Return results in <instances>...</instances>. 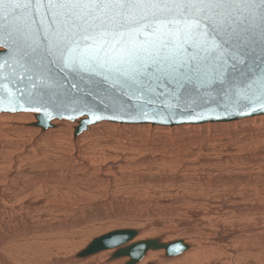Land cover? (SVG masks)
Returning <instances> with one entry per match:
<instances>
[{"label":"bare ground","instance_id":"6f19581e","mask_svg":"<svg viewBox=\"0 0 264 264\" xmlns=\"http://www.w3.org/2000/svg\"><path fill=\"white\" fill-rule=\"evenodd\" d=\"M79 120L43 128L33 112H0V264L264 260V112L164 126L100 121L81 131ZM120 195L137 199L118 210L137 235L79 256L114 222H104L108 211L127 205ZM179 230L191 233L178 237L189 245L181 253L114 254L140 240H176L163 235Z\"/></svg>","mask_w":264,"mask_h":264},{"label":"snow or ice","instance_id":"6c2138e0","mask_svg":"<svg viewBox=\"0 0 264 264\" xmlns=\"http://www.w3.org/2000/svg\"><path fill=\"white\" fill-rule=\"evenodd\" d=\"M163 25V38L147 39ZM6 26L21 35L26 63L106 70L130 99L145 78H187L194 67L212 82L239 76L237 97L264 108V0H0Z\"/></svg>","mask_w":264,"mask_h":264},{"label":"water","instance_id":"95a60500","mask_svg":"<svg viewBox=\"0 0 264 264\" xmlns=\"http://www.w3.org/2000/svg\"><path fill=\"white\" fill-rule=\"evenodd\" d=\"M169 30L168 25H163L158 33L147 39L157 42ZM21 39L20 34L7 26L0 28V112H33L37 125L43 128L50 126L54 119H80L76 129L81 131L88 124L100 121L178 125L229 121L264 112L259 105L237 97L242 83L239 76L215 78L212 82L211 73L206 79L193 67L192 70L185 69L187 78H145L137 85L142 95L137 91L136 97L130 99L131 90L116 83L106 70L61 72L55 64L49 65L47 59L41 68L39 58L36 64L26 63L19 46ZM256 55H260L259 50ZM250 67L255 70L254 65L250 64ZM237 68L243 69L244 65L238 63ZM228 71L232 73L231 68ZM137 233L134 228L112 230L94 238L78 255L125 245ZM188 247L181 239L163 243L160 238H151L119 248L114 254H129L133 260H138L148 249L164 248L171 256Z\"/></svg>","mask_w":264,"mask_h":264},{"label":"rangeland","instance_id":"374dc122","mask_svg":"<svg viewBox=\"0 0 264 264\" xmlns=\"http://www.w3.org/2000/svg\"><path fill=\"white\" fill-rule=\"evenodd\" d=\"M154 125V124H153ZM164 126V125H163ZM122 198V199H121ZM125 198V199H124ZM127 199V200H126ZM131 199V200H130ZM133 199V200H132ZM134 199H136V197L135 196H130V197H125L124 195H123V197H122V195H120L119 197H118V199H117V197H116V200H118L116 203H119L120 201L122 202L123 200L127 203V205H122V206H117V205H114L113 207H112V209L111 210H109L108 211V213H113L112 215H110L111 216V218H110V220H109V218H107L106 220H104V222L106 221V222H112V221H114V222H112V223H110V224H104V225H101V232L99 231V233L98 234H95V235H93L92 237H91V240L93 239V238H95V237H97V236H100L101 234H104V233H107V232H109V231H111V230H115V229H120V228H130V227H136V222L134 221V220H132V219H125V221L123 220V217L121 216V214L123 213V212H121V211H118L120 208H122V209H124V207H126V206H128V207H130V209H133L134 208V206H133V202H136L137 201V199L136 200H134ZM143 202H145V200L144 199H141ZM131 201V202H130ZM148 201H152V200H148ZM120 202V203H121ZM119 203V204H120ZM118 204V205H119ZM143 205L145 206V203H143ZM124 206V207H123ZM132 206H133V208H132ZM137 209H140V207L138 206V208ZM120 213V214H119ZM118 217V218H117ZM130 220V221H129ZM121 222V223H120ZM127 222H128V224H127ZM132 224V225H131ZM135 224V225H134ZM106 225V228H108L107 230L106 229H104V226ZM103 230V231H102ZM177 233V234H176ZM182 233V234H181ZM176 234V235H175ZM187 235V238L186 239H189V237L191 236V233L189 232V231H184V230H179V232L177 231V232H175V233H172V234H170V233H168V234H165V235H163V237L164 236H170V237H172L173 236V239L176 237V239H178V237H180L181 238V236L182 235ZM158 236H162L161 234H159ZM175 236V237H174ZM144 239L146 238V237H143ZM90 240V239H89ZM90 240V241H91ZM82 248H84V247H82ZM81 248V249H82ZM78 252H79V250H78ZM148 262H150V261H147L146 263H148ZM152 262V261H151ZM256 262V263H255ZM243 264H264V260H260L259 261V259L258 260H256V259H253V260H248V261H246V260H244V262H242ZM242 263H239V264H242ZM235 264H237V263H235Z\"/></svg>","mask_w":264,"mask_h":264}]
</instances>
